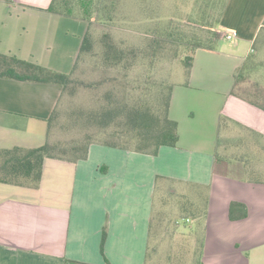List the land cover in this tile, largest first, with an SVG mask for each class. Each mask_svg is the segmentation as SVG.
I'll list each match as a JSON object with an SVG mask.
<instances>
[{"label": "crops", "instance_id": "1", "mask_svg": "<svg viewBox=\"0 0 264 264\" xmlns=\"http://www.w3.org/2000/svg\"><path fill=\"white\" fill-rule=\"evenodd\" d=\"M51 1L0 0V54L70 73L87 29L74 41L72 16ZM219 24L230 44L198 48L173 84L176 146L151 155L93 143L85 159L47 158L38 188L0 182V264H146L168 185L183 211L201 209L181 219L200 231L202 264H264V109L232 93L237 71L261 53L264 0H227ZM62 91L0 77V149L44 144ZM232 202L246 205L245 218H230Z\"/></svg>", "mask_w": 264, "mask_h": 264}, {"label": "rangeland", "instance_id": "2", "mask_svg": "<svg viewBox=\"0 0 264 264\" xmlns=\"http://www.w3.org/2000/svg\"><path fill=\"white\" fill-rule=\"evenodd\" d=\"M98 1L88 5L92 18L89 34L93 42V56H83L78 60L74 79L92 83L119 75L117 70L109 71L103 67L101 57L107 35L123 48L136 50L137 66L131 72V77L139 76L142 81L148 79L149 84L181 83L187 76L184 61L195 49L212 48L220 41H223V45L230 44L219 24L227 0H104L101 4ZM73 12L74 16L67 20L66 26L74 41H77L78 35H84L82 30L87 29V22L81 19L84 13L81 0L73 1ZM263 39L264 34H261L254 46L256 51L261 52L252 55L256 63L264 61ZM63 68L71 71V67ZM245 68V77L237 88L242 93L247 92L257 78L248 64ZM109 90L111 86L105 85L97 91L83 86L76 89L74 94L67 91L59 104V117L53 124L51 141L67 143L95 132L94 127H89L95 121L87 120L84 111L99 108ZM81 110L82 114L78 113ZM124 145L130 148L136 146ZM168 186L165 195L161 194V200L158 198L161 219L156 225V239H152L150 244L153 264H199L200 231L195 230L192 220L184 222L181 219L186 214L183 213L182 201L177 195L170 196L169 188L176 190V187Z\"/></svg>", "mask_w": 264, "mask_h": 264}, {"label": "trees", "instance_id": "3", "mask_svg": "<svg viewBox=\"0 0 264 264\" xmlns=\"http://www.w3.org/2000/svg\"><path fill=\"white\" fill-rule=\"evenodd\" d=\"M73 1L52 0L48 9L56 13L74 16ZM81 1L84 7L81 19L87 22V32L83 37L79 54L70 73L53 71L29 61L0 54V77L54 82L63 87L60 100L48 121L47 139L44 144L35 148L14 147L11 149H0V182L2 183L38 188L42 179L43 163L47 158H58L74 162L85 159L88 155L89 147L93 143L132 149L151 155H157L162 146L174 147L177 145L179 139L178 124L169 117L168 113L173 84L167 85L158 82L149 84L148 79L142 81L138 78L139 76L132 78L131 72L137 66L138 53L135 52L136 50L123 48L115 43L110 35H107L108 40L101 57L103 67L109 71L117 70L116 72L121 76L105 77L92 83L74 79L73 73L78 60H81L83 56H93V42L89 34L92 18L88 5L95 0ZM103 1L99 0L98 2L101 4ZM196 50L184 61L187 74L191 69ZM247 64L251 73H258V77L253 83L255 90L252 94V99L243 96L245 93L237 90L238 83L245 77L244 68ZM105 85L111 86V90L105 93L102 98L103 103L99 108L95 110L91 108L92 110L84 111L86 112L87 120L90 119L97 124L89 125V127H94L96 131L87 133L82 139L71 140L67 143L51 141L53 124L59 117L58 108L65 93L69 91L74 94L76 89L82 86L97 91L101 87H105ZM118 87L122 88L118 89ZM120 90L121 93H119ZM232 93L264 109V61L256 63L250 56L236 73ZM82 112L83 110L78 113L82 114ZM124 144H135L136 146L135 148H130ZM169 194L170 196L176 195L174 187L169 188ZM239 211H241V214H237ZM199 212H201V209H195L192 205L184 206L183 213H189L188 215L190 216H195ZM247 212V207L243 203L232 202L230 204V218L232 220L245 218ZM159 214L161 212L156 210V216ZM106 236L107 230L104 227L101 241V251L103 253ZM151 249L150 246L146 264L154 263ZM153 250L155 252L156 247ZM106 264L111 263L106 259ZM199 264H202L201 256Z\"/></svg>", "mask_w": 264, "mask_h": 264}, {"label": "built area", "instance_id": "4", "mask_svg": "<svg viewBox=\"0 0 264 264\" xmlns=\"http://www.w3.org/2000/svg\"><path fill=\"white\" fill-rule=\"evenodd\" d=\"M227 38L230 39L231 38V35H227Z\"/></svg>", "mask_w": 264, "mask_h": 264}]
</instances>
